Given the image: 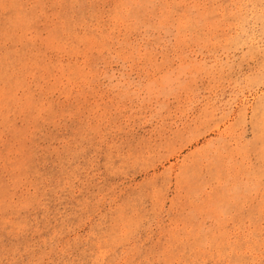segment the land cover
Here are the masks:
<instances>
[{
  "label": "rangeland",
  "instance_id": "obj_1",
  "mask_svg": "<svg viewBox=\"0 0 264 264\" xmlns=\"http://www.w3.org/2000/svg\"><path fill=\"white\" fill-rule=\"evenodd\" d=\"M0 264H264V0H0Z\"/></svg>",
  "mask_w": 264,
  "mask_h": 264
}]
</instances>
